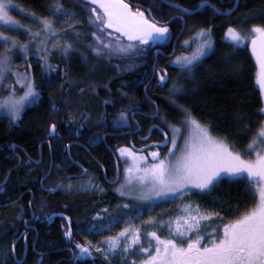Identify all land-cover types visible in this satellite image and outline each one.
<instances>
[{
	"label": "snow or ice",
	"instance_id": "obj_1",
	"mask_svg": "<svg viewBox=\"0 0 264 264\" xmlns=\"http://www.w3.org/2000/svg\"><path fill=\"white\" fill-rule=\"evenodd\" d=\"M164 2L178 13H183L172 19L182 21L185 27V16L198 14L205 8L210 7L216 13L228 15L238 7L233 3L231 8L222 11L209 0H200L193 7L172 4L171 0ZM81 3L86 6L83 8L86 12V26L75 6L67 5L64 0H49L46 4L47 15L20 8L22 13H28L32 24L22 23L10 14V9L20 7L14 4V0H0V86L5 87L7 92L0 96V108L6 111L10 122L18 121L25 107L39 103L42 96V88L36 84L30 72L31 63L21 72L14 64V57L27 62L34 50L42 73L51 83V73L59 68V65L51 63V57L57 53L67 62L74 53L84 56L79 47L82 45L91 52L95 60H120L130 67L137 58L147 55L153 47L165 43L173 35L170 21L158 20L151 8L133 5L128 0H81ZM157 6L153 2L152 7ZM261 15H264V10H261ZM250 18H254V14L244 17V23ZM89 28L94 30L87 32L91 39L86 40L84 33ZM10 32L22 33L26 39L9 35ZM225 39L234 50H241L245 45L250 49L258 66L256 80L264 104V22L252 23L247 28L230 24L226 28ZM183 45L192 48V51L177 55L170 62L179 69L175 79L169 76L168 68L153 65V78L158 77V84L165 86L169 80L172 81L169 101L179 115L176 119L169 120L167 114H161L159 105H154L156 110L150 118H159L164 128L154 124L149 131L159 130L163 139L152 141L150 146L144 145L140 150H135L134 146H121L117 149L124 166L121 169L119 162L117 163L116 175L108 183L116 184L114 192L122 200L131 198L133 204L125 202L115 205L121 215H112L107 207L104 208L102 212L107 214L106 220L102 218L101 211L94 214L85 230L93 236L100 235V240L94 241L87 236L83 242L76 240L72 234L70 218H67L64 235L73 243V251L77 257L95 259V252L103 257L101 264H112V259L116 257L120 258L116 264H264V120L257 122L254 132L250 124L244 126L253 134L242 151L228 135L217 134L211 121L201 120L191 108L179 103L175 97L185 93L183 82L194 79L195 69L213 49L212 27L197 29L183 41ZM84 58L88 59L86 56ZM114 67L119 69L121 65L115 64ZM94 69L95 64L90 63L89 70ZM64 74L69 75L67 69ZM10 75L14 77L15 84L20 86L19 92L13 83H5ZM65 84L68 88L73 87L70 81L61 83V100H65ZM86 87L94 94L98 85L93 82ZM104 87L107 88V84ZM145 88L147 90L148 85ZM79 91L83 93L85 88L80 87ZM122 95L126 96L127 93L122 92ZM50 110L58 112L61 108L53 102ZM138 113L139 106L134 102L129 103L113 118V124L131 128L135 122L136 130L139 131L140 123L135 119ZM80 115L88 119L87 115ZM259 115H264V107L260 108ZM75 119L76 114L70 113L69 121ZM46 134L50 137L46 142L51 151L52 140L63 139L54 120L49 122ZM102 139L103 137L93 136L89 142L97 144ZM9 147L18 164L9 169L3 181H0V192L5 191L3 184L8 182L9 175L15 168L43 163L42 157L33 159L27 152L25 156L28 159L25 160L15 152L18 147L15 144ZM63 147L70 150L69 145ZM161 149L166 151L162 152ZM55 167L61 168L63 165ZM81 168V177L75 183L72 177H64L58 187L70 193L104 194L107 189L99 178L95 174H89L82 166ZM31 171L34 169L30 168L29 173ZM65 179L68 180L67 184L64 183ZM225 180L244 187L248 195L243 207L239 201L229 202L231 197L226 200L221 195L213 198L216 207L211 208L185 199L190 195L212 198V194ZM169 200L173 203L182 201L177 205L175 213L152 214L159 201ZM28 204L29 208L35 207L31 200ZM39 207L43 208L45 205L41 204ZM142 209L147 210V219L144 218ZM20 211L23 212V206ZM32 215L35 216V212ZM121 221L124 222L123 227L114 231V226ZM24 223L27 226L28 221L25 220ZM105 232L111 234L103 235ZM0 237H3L0 240V257L4 258L0 259V264H6L9 256L15 264H24V259L16 256V240L4 250L3 245L8 237L2 232ZM24 239L27 240V231ZM24 255L26 258V248ZM37 264H43L42 254Z\"/></svg>",
	"mask_w": 264,
	"mask_h": 264
},
{
	"label": "trees",
	"instance_id": "obj_2",
	"mask_svg": "<svg viewBox=\"0 0 264 264\" xmlns=\"http://www.w3.org/2000/svg\"><path fill=\"white\" fill-rule=\"evenodd\" d=\"M48 2L49 0H14V4L20 7L10 9V14L22 23L32 24L33 21L28 18V13H22L20 8L47 15L46 4ZM64 2L67 5L75 6V10L80 12V18L84 19L86 26V12L83 11L86 6L82 5L81 0H64ZM128 2L133 5H141L143 8H151L152 13L158 20L170 21L173 40L180 35L175 56L186 53L187 49L184 47L183 41L192 36L197 29L212 27L213 43L216 44L218 50L213 51L203 59V62L195 69L194 79L183 82L185 93L176 96L175 99L191 108L198 118L211 121L217 134L228 135L237 144V147L243 151L249 137L253 134L248 132L244 126L250 124L253 132L255 131L257 122L264 120V115H259V110L263 107V104L255 82V62L249 48L245 46L241 50L235 51L230 47V44H223L224 32L230 24H245L244 27L247 28L252 23L264 22V15H261V10H264V0H239L237 9L231 15H220L210 7L205 8L198 14L185 16L184 18L187 20L186 27H183L182 21L172 19V17L183 15V13H178L161 0H128ZM153 2L158 6L152 7ZM199 2L200 0H171L172 4L179 3L185 7L196 6ZM209 2L223 11L231 8L235 0H209ZM253 14L254 18H250L244 23V17ZM93 30L89 28L85 31L84 37L86 40L91 39L87 32ZM9 35H17L21 40L26 39L22 33L10 32ZM79 47L84 56L93 59L87 48L82 45ZM157 47L166 55L171 52V42L169 41L168 44H157L151 49L150 53L137 58L130 67L125 66V63L120 60H113L112 62L99 60L97 66L96 61L98 60H95L94 64L97 67L94 71H90L84 65V56L79 53H74L67 62L63 58L55 59L54 55L51 57V63L59 65V68L51 73V83L42 73L40 63L38 65L33 64L35 63L33 56H30V60L27 62L16 57L14 63L21 72L28 68L29 62L31 63L33 68H30L31 74L34 76L36 84L41 86L42 96L39 103L26 106L21 118L16 122H10V118L6 115L0 117V147L8 148L10 145L15 144L18 146L17 148L23 147L29 154L38 157L41 146L43 152L47 154L49 146L46 140L50 137L46 133L49 122L53 120L57 124V131L63 137L60 141L52 140V148L59 149L55 160L59 164H63L64 161L69 163L63 145L70 144V150L68 151L72 154H74L75 149L80 148L78 145H73V141L79 142L91 151L95 148L105 149L108 147L111 149L115 147L114 144L116 143H119L120 146L127 145L130 136L125 134L129 129L135 128L136 123L133 122L131 128L119 126L113 124V118L117 117L119 112L132 102L139 106V113H143H138L135 117L140 123L141 132H146L152 123H158L164 128L159 118H150L156 110L154 105H159L161 114H167L169 120L176 119L179 113L169 101V88L172 81L169 80L167 85L161 86L152 77L155 60L154 51ZM172 59L160 54L156 65L157 67L164 66L168 68L170 76L175 79L179 69L170 65ZM115 64H120L121 67L116 69ZM65 69L69 72L68 76L64 74ZM65 81H70L73 87L68 88L65 84L63 89L65 100H61V83ZM93 82L98 85L94 94L90 93L86 87ZM105 84H107V88L104 87ZM146 85H148L147 90ZM80 87L85 88L83 93L79 91ZM122 92H126L127 95H122ZM65 101L67 106H65ZM105 101H108V103H105ZM53 102L60 106V111L53 112L50 110ZM70 113L76 114V119L71 122L69 121ZM80 113L87 115L88 119H84ZM238 132L241 134L238 135ZM115 133L116 135H112ZM104 135L106 136L105 141L102 139L97 144L89 142L93 136L104 137ZM109 155L108 152L107 154L97 153V157L106 167L109 164L106 157ZM16 161L14 162L16 163ZM46 164L48 165V162ZM218 195L223 196L226 200L231 197L229 202L239 201L241 207H243L248 193L242 185L225 180L212 194V198L196 195H192V197L202 205L211 208L216 207L213 204V198ZM56 200L57 204L63 201L69 203L70 211L74 213L76 222L80 219L82 221L87 210H89L87 205L89 198L84 195L69 194ZM4 235L8 237L3 245L4 250H7L14 236L6 232ZM53 237L45 238L46 242L58 241L55 248L62 247V243L59 244L61 242L60 238ZM0 240H3V237H0ZM57 254L61 256V254ZM57 254H55L56 259L53 258L52 264H101V261H103V257L99 255L96 260L85 261L79 258L80 260L73 262L61 259ZM33 256H36L35 253L31 254L26 264H34L35 257ZM0 259L4 258L0 257ZM112 264L114 263L112 262Z\"/></svg>",
	"mask_w": 264,
	"mask_h": 264
},
{
	"label": "flooded vegetation",
	"instance_id": "obj_3",
	"mask_svg": "<svg viewBox=\"0 0 264 264\" xmlns=\"http://www.w3.org/2000/svg\"><path fill=\"white\" fill-rule=\"evenodd\" d=\"M175 40L176 39L173 40L171 37L170 40L165 42L167 44L169 41L171 42V52ZM177 46L176 53L178 49ZM168 72L170 76L169 69ZM155 79L158 81V77ZM154 124L158 123H152V125ZM151 126L148 127L146 132H141L142 129L137 131V126L129 129L125 135H129L130 140L127 145L121 146H134L135 150H140L144 145L150 146L152 141L162 140L163 136L159 130H153L149 133ZM160 128L163 127L160 125ZM105 135L103 141H105ZM112 135H116V133ZM147 136L150 138L141 139ZM73 142V145H78L80 148L75 149L74 154L66 150L69 163H65L64 161L63 164H59L58 161H55L59 152L58 148H52V150H48V153L46 154L40 146L38 157L32 156L23 147L15 149V152L19 153L20 156H23L25 160L28 159V156H25V152H27V154L33 159L43 158V163L39 165L25 164L19 168H15L9 175L8 182L3 184L5 191L0 192V232H6L14 236L13 240H16L17 244L16 256L24 259V264H26L32 253H35L36 255L33 256L35 257V259L33 258L35 261L34 264H37L41 254L43 255V264H52V260L56 259L55 254L57 253L63 256L61 257L57 254L61 259L73 262L80 260L79 257L74 254L73 243L64 235L65 227L68 223L67 218H70L72 234L76 240L83 242L84 237L87 236L88 239L98 241L102 238L100 235L93 236L85 230V226H87L89 221L92 220L94 214L101 211L102 218L106 220L107 214L102 212L104 208L107 207L112 215H121L122 213L115 208V205L125 202L133 204L131 198H124L122 200L119 195L114 192V189L117 186L116 184L108 183V181L114 179L116 175L115 169L117 163L119 162L121 169L124 166L123 159L119 157L117 152V149L121 147L120 144H114L115 147L111 149L108 147L105 149L95 148L91 151L79 142ZM161 151L164 152L166 149H161ZM107 152L110 155L106 157L109 162L106 167L97 157V153L107 154ZM69 153L71 154L69 155ZM15 160L17 159L14 157L10 147H0V181H3L4 176L8 173L9 169H13L14 166L18 164V161H16V163L14 162ZM46 161L48 162V165L46 164ZM55 165H63V167L57 168ZM81 166L84 169H87L89 174H95L99 178V181L107 189L104 194L97 192L70 193L58 187L60 180L64 177H72L73 183H75L81 177ZM30 168L34 169V171L29 173ZM105 170L107 173L106 175ZM64 183L67 184L68 180L65 179ZM9 188H11L10 191L8 190ZM48 189H54V191H49ZM69 194L84 195L89 198V203L87 204L89 210H87L86 216L82 221L81 219L78 222L75 221L74 213L70 211L69 203L63 201L62 203L57 204V198ZM30 200L35 207L29 208L28 202ZM41 204H44L45 207H39ZM21 206H23V212L20 211ZM33 212H35V216L32 215ZM25 220L28 221L27 226L24 223ZM121 226H123V223L121 222L120 224L115 225L114 231H118ZM25 231H27V240L24 239ZM109 234L111 233L105 232L103 235ZM50 236H54L53 238L57 239L60 238L61 242H59V244L62 243V247L55 248V246L58 245V241L52 240L47 243L45 238ZM25 248L27 250L26 258L24 255ZM93 256L95 259H93V257H85L83 260H96L99 254L94 252ZM117 260L118 258L116 257L112 262L116 264ZM6 264H15L11 256L7 258Z\"/></svg>",
	"mask_w": 264,
	"mask_h": 264
},
{
	"label": "rangeland",
	"instance_id": "obj_4",
	"mask_svg": "<svg viewBox=\"0 0 264 264\" xmlns=\"http://www.w3.org/2000/svg\"><path fill=\"white\" fill-rule=\"evenodd\" d=\"M241 26H243L244 27V25L245 24H240ZM184 27H185V25H184ZM226 32V31H225ZM225 32H224V41H223V44H230V42L229 41H227L226 39H225ZM180 36V35H179ZM178 36V37H179ZM178 39V38H177ZM231 45V44H230ZM246 46V45H245ZM245 46H243V47H245ZM230 47H232V46H230ZM233 48V47H232ZM187 50H186V53H184V54H188V53H190L191 51H192V48H186ZM218 50V48H217V46H216V44L215 43H213V49H212V51L207 55V56H209L211 53H213V51L214 52H216ZM250 50V49H249ZM235 51H237V50H235ZM181 55V54H180ZM30 56H33V58L35 59V63H33V64H35V65H38V59L35 57V55H34V50L32 51V53L30 54ZM207 56H205L203 59H205ZM253 57V56H252ZM58 58H62V57H60V55L57 53V54H55V59H58ZM173 58V57H172ZM171 58V59H172ZM14 59V62H15V59H16V57H14L13 58ZM64 59V58H63ZM94 59V60H93ZM93 59L92 58H90V59H87V60H85V58L83 57V62H84V65L87 67V68H89L90 69V63H93L94 64V62H95V58L93 57ZM253 59H254V62H255V58L253 57ZM21 60H23V59H21ZM173 60V59H172ZM171 60V61H172ZM170 61V62H171ZM15 64V63H14ZM96 64H97V66H98V64H99V60L98 61H96ZM96 64H95V68L97 67L96 66ZM170 65H171V63H170ZM172 67H176V66H174V65H171ZM257 68H258V66H257V64H256V62H255V82L257 83V80H256V73H257ZM31 69H33L32 67H31ZM31 69H30V72H31ZM20 71V70H19ZM94 71V70H93ZM177 76V75H176ZM6 84L7 83H13V85L17 88V91L19 92L20 91V86L18 85V84H15V80H14V77L13 76H9L8 77V80L5 82ZM257 88H258V90H259V92H260V87H259V85H258V83H257ZM7 94V92H6V90H5V87H3V86H0V96H3V95H6ZM260 95H261V92H260ZM261 98H262V96H261ZM263 107H264V104H263ZM26 108V107H25ZM6 115V111L3 109V108H0V117H4ZM7 116V115H6ZM201 120H203V121H207L206 119H201ZM185 199L186 200H191L192 202H194V203H199V204H201L200 202H198V201H196V200H194V198L192 197V195H190V196H186L185 197ZM182 201H180V200H177L175 203H173L172 201H167V202H163V201H159L158 202V206L155 208V210L153 211V215H156V214H161V215H166V214H168V213H175V209H176V207H177V205H179L180 203H181ZM142 212H143V215H144V218L145 219H147V216H148V212H147V210L146 209H142L141 210ZM121 223H124L123 221H121ZM137 223H139V221H137ZM121 227H123V226H121ZM120 227V228H121ZM213 227H215V224H213ZM160 234H164V233H160ZM145 246H147L146 244H145ZM79 258H82V259H85V257H79ZM118 259H120L119 257H117ZM112 260H114V259H112Z\"/></svg>",
	"mask_w": 264,
	"mask_h": 264
},
{
	"label": "water",
	"instance_id": "obj_5",
	"mask_svg": "<svg viewBox=\"0 0 264 264\" xmlns=\"http://www.w3.org/2000/svg\"><path fill=\"white\" fill-rule=\"evenodd\" d=\"M161 1H163L164 2V0H161ZM130 3V2H129ZM165 3V2H164ZM235 3L238 5L239 4V0H235ZM168 4V3H167ZM169 5V4H168ZM235 11V10H234ZM233 11V12H234ZM217 14H219V13H217ZM221 15V14H220ZM228 15H231V14H228ZM183 27H184V23H183ZM178 38V37H177ZM176 38V40H175V42H174V47H173V50H172V52L170 53V54H165L160 48H158L159 49V54L157 55V49H155V51H154V54H155V60H154V64L156 65V61H157V59H158V56L161 54V55H163V56H166L167 58H172V57H174L175 56V54H176V45H177V41H178V39ZM168 74H169V72H168ZM149 133H150V131H149ZM149 136V135H148ZM147 136V137H148ZM69 146H70V144H68Z\"/></svg>",
	"mask_w": 264,
	"mask_h": 264
}]
</instances>
